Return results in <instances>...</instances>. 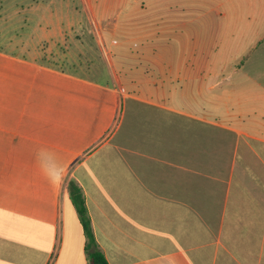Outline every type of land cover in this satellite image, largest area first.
Wrapping results in <instances>:
<instances>
[{
	"label": "crops",
	"instance_id": "crops-1",
	"mask_svg": "<svg viewBox=\"0 0 264 264\" xmlns=\"http://www.w3.org/2000/svg\"><path fill=\"white\" fill-rule=\"evenodd\" d=\"M198 2L161 16L156 58L120 39L86 78L41 51L55 0H0V264H90L73 183L109 264H264V73L216 56L242 32Z\"/></svg>",
	"mask_w": 264,
	"mask_h": 264
},
{
	"label": "rangeland",
	"instance_id": "rangeland-1",
	"mask_svg": "<svg viewBox=\"0 0 264 264\" xmlns=\"http://www.w3.org/2000/svg\"><path fill=\"white\" fill-rule=\"evenodd\" d=\"M179 0H55L51 5L57 13L58 18L48 22L41 20V30H55V36L41 34V51L51 55V62L58 66H67L73 73L86 78L103 77L113 58L119 51H111L115 43H126L130 45L131 54L140 59L160 55L159 44L160 18L167 11L175 13L180 4ZM182 1V0H180ZM195 1V0H194ZM226 1V2H225ZM229 2V5L227 4ZM226 4L222 10L230 16L224 20L226 26L236 28L242 34L234 36L216 35L221 38L220 49L216 56L228 59L230 63H236L235 59L242 57L239 61L244 64L251 75L257 71L264 73V0H199L198 11L205 13L209 9L219 7V3ZM209 5V6H208ZM226 7H231L228 11ZM234 7H238L235 9ZM41 10H47V4H40ZM181 8V7H180ZM179 8V9H180ZM194 10H197V4ZM105 14L110 18L99 19L94 14ZM54 23V24H53ZM202 26H208V20H200ZM203 30V29H202ZM199 36L201 45L206 46L208 31ZM118 32V34H117ZM152 33V34H151ZM147 35L148 39L143 40ZM152 35V40L150 39ZM48 38H51L50 42ZM263 38L258 45L259 50L251 53L246 50L251 43ZM226 39L227 42L224 41ZM143 41V42H142ZM150 41L151 44H150ZM49 43L56 45V51L49 52ZM114 43V44H113ZM144 48L148 51L145 53ZM47 58V57H46ZM237 61V63H239ZM240 65V64H239ZM238 64L234 67L239 66ZM258 66V67H257ZM241 67V66H240ZM233 68L227 71H219V74L232 73ZM106 78V77H105Z\"/></svg>",
	"mask_w": 264,
	"mask_h": 264
},
{
	"label": "trees",
	"instance_id": "trees-1",
	"mask_svg": "<svg viewBox=\"0 0 264 264\" xmlns=\"http://www.w3.org/2000/svg\"><path fill=\"white\" fill-rule=\"evenodd\" d=\"M71 197L80 215L85 233L89 239L90 248V264H109L105 255L99 250L96 245L94 233L91 226V220L87 213L85 199L81 190L74 183L71 185Z\"/></svg>",
	"mask_w": 264,
	"mask_h": 264
}]
</instances>
